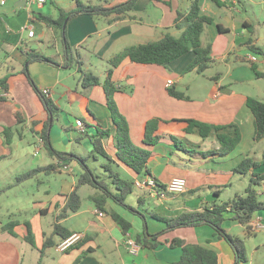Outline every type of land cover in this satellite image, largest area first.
<instances>
[{
  "label": "crops",
  "instance_id": "1",
  "mask_svg": "<svg viewBox=\"0 0 264 264\" xmlns=\"http://www.w3.org/2000/svg\"><path fill=\"white\" fill-rule=\"evenodd\" d=\"M82 1L97 4L95 0ZM124 1L127 0H106L101 5L113 7ZM224 1L226 5L220 7L212 0H200V6L203 14L214 18V22L205 27L201 37L204 45L212 46L210 67L223 61L227 67L225 70L217 68L215 73L209 75H190L198 73L196 69L186 71L187 66L195 57L193 51L168 65L142 64L125 59L114 69L113 80L116 86L121 89L127 83L132 87L131 94L122 89L116 93L115 98L120 111L132 125L130 128L136 130L137 145H144L142 135L146 120L159 117L166 121L163 126L166 136L158 144L150 147L152 154L148 160V168L151 174L139 175L121 164L118 169L125 173V177L146 181L152 176L166 185L170 179L175 177L186 179V189L181 193H169L166 190L159 193L146 183L142 187L137 186L135 191L127 196L126 201L143 213L145 218L113 200L108 201V209L116 211L131 223V229L128 231L136 239L137 235L145 230V221L150 234L161 232L166 228V223L154 217L153 213L172 218L183 212L202 210L206 206H212L214 202L227 201L220 198L222 194L220 184H224L225 181L209 180L206 173L201 171L208 165L210 156L204 157L197 152L217 149L220 146L217 136L212 134L204 138L198 133H187L185 131L187 122L182 119L194 118L216 125L235 123L241 131L242 140L248 124L249 132L254 136V115L247 106V99L252 96L264 101V91L262 94H257L259 96H254L248 90H241L237 87L246 84V80L264 78V13L254 11L251 14L242 6L243 0ZM191 2L192 0H171L170 2L167 0H136L133 9L125 14L111 13L100 16L80 14L68 18L65 28L67 38L77 56V61L68 64L64 54L62 32L48 26L40 16L48 15L58 18L60 9L73 8L76 0H45L43 3L32 2L30 5L28 0H0V79L5 78L8 89L0 85L8 92L7 98L0 100V165L3 161L12 160L13 157L14 160H21L22 155H15L12 145H14L17 134L21 139L25 137L26 129H30L36 139L33 154L35 159L27 170L52 163L57 165L56 169L41 171L21 183H15L12 180V183L0 189L3 193H7L8 189L15 191L12 211L7 208L5 213H0V264H176L183 251L181 247L170 245V241L174 238H182L188 243H199L216 251L219 264L235 263L233 248L209 224L170 230L160 237L162 242L155 248L142 246L138 255H131L124 242L127 231H124L108 212L101 211L103 214H99L100 210L91 199L96 190L91 187L90 192H84L86 186L89 185L80 186L78 189L82 198L80 209L76 212H69L58 220L64 211L69 195L76 187L78 176L84 170L76 158L73 159L78 162V170L71 166L70 160L52 156L44 143H39L41 132L49 123L52 145L57 150L70 152L86 159L87 157L94 158L90 156L94 149L91 137L97 134L98 125H100L101 128L109 131V134L102 139L104 150L110 156L115 157L116 125L107 106V97L103 87L110 68L109 59L130 45L158 40L166 32L180 34L181 31L175 29V18L178 11L185 12ZM254 2L264 7V0H254ZM246 23L254 27L253 34L250 33ZM25 25L28 28L23 31L22 27ZM31 29L35 31L32 37L28 34ZM251 36L254 38L253 46L260 47L261 50L256 51L249 46L248 40ZM44 48L50 50V53ZM52 49L56 50L55 57ZM31 50L45 54L54 62H28L27 53ZM253 54L258 56L256 61L250 59ZM82 71L98 75L101 83L84 87ZM77 75H80L79 79ZM241 75H247V78H242ZM198 76H202L205 82L198 83L197 80L200 78ZM169 79L173 80L171 86L167 84ZM33 83L41 91L44 88L49 89V94L45 96L59 106L60 110L56 114L60 115L50 116L48 114ZM169 88L183 92L188 98L181 99L172 96ZM76 96L82 97L83 107L91 119L89 124L83 114L74 112V107L77 105ZM141 97L146 101V106L141 105ZM16 114L22 121L21 123L18 122ZM78 118L83 120L84 130L76 126ZM57 123L64 128V133L60 131ZM6 127L13 129V132L10 131L13 136L10 144L6 142L4 132ZM23 129L24 132H22ZM170 134L176 135L182 145H184L182 139L187 140L191 145V150H184L185 153L190 154L191 159H181L178 162L186 169L183 173L171 172L166 168L170 164L176 165L174 153L183 152L169 138ZM190 135H196L198 139L190 138ZM210 140H214L216 145L213 148L210 146L203 148L204 143ZM75 143L87 146L85 155L81 152H74L72 145ZM240 147L241 143L235 150ZM38 148L40 150L36 154ZM43 148L48 153V160L44 164H36L43 159ZM230 154L231 152L220 156V163H224L231 156ZM101 157L104 158L99 156L97 160ZM242 157V155L237 156L236 162H239ZM22 164L21 162L20 165ZM65 165L68 167L64 168ZM230 167L228 166L227 170ZM257 168L260 173L264 172V164ZM257 168L243 175H248L250 180L251 174ZM213 171L212 169L211 172ZM1 172L12 173L10 170L5 171L2 166L0 174ZM223 172L232 176L228 171ZM46 176L51 177L47 178L49 184L45 183ZM35 181H37V187L35 183H32ZM25 182L32 183L29 189ZM50 182L56 185L55 189ZM30 188L37 189V191L32 193ZM203 189L213 191L214 195L197 194ZM257 190L261 198L260 195L264 194V182L257 186ZM86 199L89 200L87 203ZM31 208H33L32 211ZM45 215L53 216L54 221L61 223L71 234L82 233V239L67 250L61 251L58 245L63 239L56 238L57 244L47 248L42 256L40 248L46 236L51 235L54 230L52 222L49 232L43 229L49 223V221L46 222ZM232 216L231 211L226 213L227 219L223 222V227L230 234L244 241L248 257L245 263H264L262 259L264 243L257 240L260 233L264 232V228L247 230ZM4 218L9 219L7 222L17 221L14 228L16 235L2 229V226L7 223L2 220ZM260 219L264 222V213L261 211L254 214L252 225L255 226ZM41 221L43 222L40 224ZM27 222L32 225L36 246L25 239L28 234ZM254 236H257L256 240H250ZM248 241L252 247L251 249L249 246L250 251L246 244Z\"/></svg>",
  "mask_w": 264,
  "mask_h": 264
},
{
  "label": "trees",
  "instance_id": "2",
  "mask_svg": "<svg viewBox=\"0 0 264 264\" xmlns=\"http://www.w3.org/2000/svg\"><path fill=\"white\" fill-rule=\"evenodd\" d=\"M220 7L226 5L224 0H212ZM136 0H127L113 7L104 6L101 4L85 3L82 0H76V5L69 9H60L58 18H53L48 15H41L40 18L50 27L62 32L64 39V54L68 64L77 61L75 51L72 49L70 42L67 38L65 29V21L68 18L80 14H90L92 16L109 15L111 13L125 14L133 9ZM214 18L212 16L203 14L201 12L200 0H192L188 9L185 12L178 11L175 18V27L181 31L179 36H175L170 32L155 41H148L145 43L130 45L117 53L109 59L110 68L107 72V77L103 82V87L107 97V106L111 112L113 121L116 125L115 129V157L110 156L103 147L102 139L106 134H109L107 129H103L98 125L97 134L93 135L92 143L94 149L91 151L90 156L98 159L103 156L106 162L100 164L105 171V177L98 175L93 168L87 163V159L79 157L70 152H62L57 150L51 141L49 123L41 132V139L48 152L59 159H77L83 167V172L78 176L75 189L69 195V199L65 205L63 213L58 217V220L65 217L69 212H76L81 207L82 198L79 193V187L89 185L96 189V193L91 196L95 206L103 212H108L114 220L120 224L124 231L131 229V223L114 210L107 208L108 201L113 200L134 212H137L145 218L143 213H140L135 207L130 206L126 199L127 196L135 191L137 188L136 180L132 177L122 176L119 170L115 169L121 165L131 169L139 175L151 174L148 168V160L152 154L150 147L158 144L160 140L166 136L163 126L166 122L159 117H152L146 120L142 140L144 145H137L131 138L130 129L126 118L119 111L117 103L114 99V92L119 88L113 80V72L125 59H130L132 62L142 64H157L168 65L172 61L180 58L184 54L193 51L195 53L194 59L189 63L186 71L196 69L198 73L203 74L211 66L212 62V46L204 45L202 43V34L207 25L212 24ZM250 33H254V27L246 23ZM222 29V28H221ZM254 38L250 37L248 40L249 46L258 51L260 47L253 46ZM27 61H49L54 62L50 57L42 54L36 50H31L27 53ZM32 81V80H31ZM100 78L93 72L82 71V84L84 87H91L100 84ZM34 84V83H33ZM0 85L7 89L5 78L0 79ZM34 88L39 94L45 109L50 116H53L60 110L59 106L50 98L46 97L37 85ZM8 90V89H7ZM169 93L181 99H186L183 92L177 91L174 88H169ZM6 95H0V100H5ZM247 106L250 108L254 115V139L261 141L264 138V101L249 96L247 99ZM18 122L22 121L16 114ZM187 122L185 131L187 133H198L201 137H208L215 134L218 138L220 146L214 150L197 151L201 156L209 157L210 155L219 153L225 156L232 152L240 143L242 134L239 127L235 123L228 125L210 124L198 119L188 118L182 119ZM13 129L10 127L5 128L6 142L8 144L12 141ZM169 138L177 145L179 149L185 151L186 148L182 145L181 140L176 135H168ZM184 147V148H183ZM217 151V152H216ZM264 164V152L261 161H254L250 156H246L234 169L235 172L240 174H248L252 169L257 168ZM57 165L52 163L46 166H38L28 171L22 172L17 176V182L21 183L29 178L34 177L41 171H51L56 169ZM156 183L155 191L162 192L166 190V184L161 183L156 178L150 176ZM264 182V172H253L250 176L249 184L245 189V194L237 195L234 198L223 201L214 202L212 206H206L202 210H194L190 212H183L176 217L167 218L157 213L153 216L166 223V228L161 232L150 234L147 230L145 221V230L143 233L137 235V240L143 247L155 248L162 241L160 237L170 230L180 227H193L202 224H209L212 226L233 248L235 253V263L247 262L248 257L244 241L235 235L230 234L224 227L223 222L227 219L226 213L231 211L232 218L244 225L247 230H252L253 216L255 213L264 211V199H260L257 186ZM17 221L10 220L2 226L3 230L9 231L11 234L16 235L15 226ZM28 227V234L25 236L33 246H36L35 238L32 231L30 222L26 223ZM71 235V232L66 229L61 223H54V230L51 235L46 236L42 247L40 248L41 255L45 254L47 248L54 247L57 244L56 238L60 240L65 239ZM172 247H181L182 256L176 264H219V256L216 251L206 248L199 243H188L182 238H174L170 241ZM39 264V263H38ZM264 264V263H262Z\"/></svg>",
  "mask_w": 264,
  "mask_h": 264
},
{
  "label": "rangeland",
  "instance_id": "3",
  "mask_svg": "<svg viewBox=\"0 0 264 264\" xmlns=\"http://www.w3.org/2000/svg\"><path fill=\"white\" fill-rule=\"evenodd\" d=\"M107 1H109V0H107ZM167 1L170 2L171 0H167ZM181 1H183V0H181ZM256 1H260V0H256ZM94 2L97 4H104L106 2V0H95ZM242 6L244 8H246L247 10H249L251 14L254 11H256L257 13H260V14L264 13V7H261V4H255L254 0H243ZM156 10L158 11V9H156ZM145 17L147 18V14L145 15ZM175 29H177V28H175ZM177 30H179V29H177ZM173 34L175 36L180 35L177 32H174ZM44 49H46V48H44ZM52 50L54 52V57H55L56 56V50H54V49H52ZM46 52L50 53V50L46 49ZM217 68H221V69L225 70L227 67H226L225 62L222 61V62L218 63V65L210 67L205 74L195 73V74H190V75H209V74L215 73ZM79 76L80 75H77V79H79ZM241 76H242V78H247L246 77L247 75H241ZM251 76H253V75H251ZM198 77H200L197 80L198 83L202 84L205 82V79L202 78V76H198ZM212 83H213V81H212ZM207 84H208V82L206 83V85ZM237 88H240L241 90H248L254 96H256L257 94H262L264 91V78H254L251 81L246 80V84H244L243 86L240 85ZM122 89L126 90V92L128 94L132 93V87H130V85L126 83V86H122L121 89L115 90L114 99H115L116 103H117V100L115 98V95L117 92L121 91ZM59 90H61V88H59ZM257 96H259V95H257ZM260 96H262V95H260ZM75 100H77V105H75V107H74V112L79 113V114H83L84 118H86V120L89 124L90 123L89 121H91V119L83 107L82 97L76 96ZM140 103H141V105H145V106L147 105L146 101L143 99V97L140 98ZM117 106H118V103H117ZM118 108H119V106H118ZM119 111H120V109H119ZM57 114H56V116H57ZM130 114H132V112H130ZM58 115H60V114H58ZM122 115L124 117H126L123 113H122ZM144 115H145V113H144ZM127 123H128L129 129H130V135H131L132 140L134 141V143L138 144L136 139H135L136 138L135 137V135H136L135 131L136 130L130 128V126H132V125L130 124L129 119L127 120ZM57 125L59 126L60 131L64 133L65 130L60 125V123H57ZM22 132H24V129L22 130ZM244 132H246V133H245V137L243 138V140L241 138V141H240L241 147L236 149V150L234 149L230 154L231 156L224 163H220V156L221 155H219V153H217L216 155H210V157L208 159L209 160L208 165L206 167H204L203 170H201V171H204L206 173V176L209 180H224L225 181L224 184H220V185H222L220 187V189H222V194L220 197L221 200H229L230 198H234L235 196H237V194H240V195L245 194V188L249 184V176L243 175V174H240V173H237L234 171L236 166L243 160L244 157L250 156L254 161H261L262 160V156H263V152H264V139L261 141H255L253 134L252 133L250 134V132H249V125L248 124L246 125V130ZM24 134H25V137H23L22 139L19 138V136L17 134V136L15 138L14 145H12L13 146L12 150L15 152V155H17V154L22 155L21 160H19V161L14 160L15 158L13 157L12 160L3 161L0 165V168L2 166L5 171H8V170L12 171L11 174H5L4 172H1V174H0V189L1 188L4 189L3 186H6L8 183H12V180L15 183H18L17 182V177H18L17 174H19L23 171H26L28 168H30V166H31L30 164H32L33 160L35 159V156L33 154L35 151L34 142L36 141V139H35V137H34V135L30 129H26ZM189 137L193 138V139L194 138L198 139V136H196V135H190ZM182 141H183V144L185 145L186 150H191L190 149L191 145H189L188 141L183 140V139H182ZM215 145H216V142L214 140H210L207 143H204L203 148H206L207 146H210L213 148ZM72 146L74 148L73 149L74 152H81L84 155L86 154V150H85V149H87L86 145H84V144L79 145V144L75 143ZM181 150H183V149H181ZM214 150H216V149H214ZM42 155H43V159L40 162L38 161L36 164H40V163L44 164L46 162V160H48L49 156H48V153L45 152L44 148L42 151ZM239 155H242L243 157H242V159H240L239 162H236L237 156H239ZM174 157H175L176 165L170 164L169 167L168 166L166 167V168H168L167 170L171 171V172H177V173L182 172L183 173L186 169L184 166H181L178 162H180L181 159H191L190 154L185 153V151L183 150V152H181V154L174 153ZM70 161H71V166L74 167L76 170H78V166H79L78 162L74 159H71ZM214 161H217V163H214ZM21 162L23 163L22 165H20ZM103 162H106V160L102 157L99 160L94 159L92 157H87V163L89 164V166L91 168H93L95 170V172L98 175H100L101 177L106 176L104 174L105 173L104 169L100 166V164ZM190 165L192 166L193 164H190ZM228 166H231V167H230V169L227 170ZM115 169L119 170L121 172L122 176H126L125 173L122 170L116 168V166H115ZM212 169L214 170L213 172H211ZM224 170L231 173L232 176H230L227 173L225 174L223 172ZM194 171L198 172L197 169H194ZM255 172H259L258 168L256 169ZM42 176L45 177V175H42ZM47 178H51V177L46 176V182L45 183L49 184V181L47 180ZM25 183H27L26 187L28 189L32 183H35V185L37 187V181L32 182L31 184H30V182H25ZM50 184L53 187V189L56 188V185L54 183L52 184V182H50ZM90 188H91V186L90 187L86 186L84 192L85 191L90 192V190H91ZM30 191L33 193L34 191H37V189L30 188ZM205 193H209L212 196L214 195L213 191H209L208 189H203L201 192H198L197 194H205ZM26 195L28 196V194H26ZM260 196H261V198H264V194H262ZM14 197H15V191L12 192V189H8L7 193H3L0 190V213H2V212L5 213L7 211V208H10V210L12 211V200ZM88 201L89 200H87V199L85 200L86 203ZM30 203L33 204L31 201H30ZM32 210H33V208H31V211ZM261 212L264 213V211H261ZM44 217L46 219V222L49 221V223H48V225L44 226L43 229L45 231L49 232V227H50L51 222H52V224L55 223L54 217L51 215H45ZM2 220L4 221V223H6L9 219L4 218ZM42 222L43 221H41L40 224ZM255 224L256 225L253 226V228H252L253 230L254 229L259 230V229L264 228V222L261 219L258 220ZM258 224H262L263 227H258L257 226ZM33 235H34V232H33ZM256 237L257 236L251 237L250 240H256ZM34 238H35V235H34ZM257 240L260 241V243L261 242L264 243V232L260 233V237L257 238ZM246 244L248 246V250L250 251L252 249V247L249 244V241L246 242ZM249 246L251 249H249ZM249 254H250V252H249ZM262 259L264 260V256H262ZM240 264H246V263L241 262Z\"/></svg>",
  "mask_w": 264,
  "mask_h": 264
},
{
  "label": "built area",
  "instance_id": "4",
  "mask_svg": "<svg viewBox=\"0 0 264 264\" xmlns=\"http://www.w3.org/2000/svg\"><path fill=\"white\" fill-rule=\"evenodd\" d=\"M45 0H28V4L30 5L32 2H38V3H43ZM4 2V1H3ZM28 28L27 25L23 26L22 27V30H26ZM29 36H34L35 34V31L34 29H31L29 30L28 32ZM250 59L252 61H256L258 59V56L253 54ZM168 86H171L173 84V80L169 79L168 82H167ZM49 89L47 88H44L42 89V93L44 95H48L49 94ZM8 92L7 90H5L4 88H2L0 86V95H6ZM7 96V95H6ZM76 126L80 127L81 130H84V122L82 119L78 118L76 119ZM39 143L42 144L43 141L40 137L39 139ZM40 147V146H39ZM40 148L37 149L36 151V154H38ZM68 166H64V168H66ZM146 183V184H149L151 185L152 187L155 188L156 186V183L155 181L152 179V178H147L146 181H143V180H136V185L137 186H143V184ZM186 189V179L185 178H182V177H175L173 179H171L167 185H166V191L169 192V193H181V192H184ZM100 215H102L103 213L100 211L99 212ZM256 225V224H255ZM258 227H263L262 224H258L257 225ZM83 237V234L80 233V232H74L72 233L69 237L63 239L59 245H58V249L61 250V251H64V250H67L68 248H70L72 245H74L76 242H78L79 240H81ZM124 242H125V246L128 250V252L131 254V255H138V253L140 252L141 248H142V245L141 243L136 239L135 236H133L129 231L125 232V238H124Z\"/></svg>",
  "mask_w": 264,
  "mask_h": 264
},
{
  "label": "water",
  "instance_id": "5",
  "mask_svg": "<svg viewBox=\"0 0 264 264\" xmlns=\"http://www.w3.org/2000/svg\"><path fill=\"white\" fill-rule=\"evenodd\" d=\"M67 20H68V19H66V21H65V28H66Z\"/></svg>",
  "mask_w": 264,
  "mask_h": 264
}]
</instances>
